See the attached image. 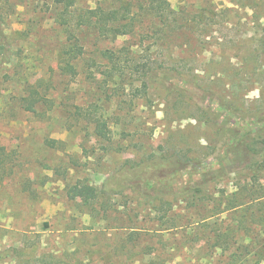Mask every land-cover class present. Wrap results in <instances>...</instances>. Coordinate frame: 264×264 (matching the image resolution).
Returning a JSON list of instances; mask_svg holds the SVG:
<instances>
[{
  "label": "rangeland",
  "instance_id": "1",
  "mask_svg": "<svg viewBox=\"0 0 264 264\" xmlns=\"http://www.w3.org/2000/svg\"><path fill=\"white\" fill-rule=\"evenodd\" d=\"M127 1L126 34L108 35L102 22L77 31L84 54L71 76L61 70L57 10L45 0H0L11 44L0 67V264H264L262 142L252 166L224 157L226 175L190 193L159 195L161 185L139 177L113 188L127 168L173 163L175 154L221 168L210 118L227 119L228 105L264 108V0H169L168 19L147 0L76 7ZM106 49L123 71L106 72ZM155 62L176 71V88L151 77L145 65ZM33 91L35 112L24 106ZM95 105L110 141L75 115ZM240 128L242 136L255 126ZM189 171L171 185H191ZM84 185L97 191L90 201Z\"/></svg>",
  "mask_w": 264,
  "mask_h": 264
},
{
  "label": "trees",
  "instance_id": "2",
  "mask_svg": "<svg viewBox=\"0 0 264 264\" xmlns=\"http://www.w3.org/2000/svg\"><path fill=\"white\" fill-rule=\"evenodd\" d=\"M45 1L57 10L59 24L61 25L62 31L65 35V42L59 53L61 70L65 74H69L71 76L77 74L76 61L84 54V47L77 34V31L80 28L94 26V24L98 25L102 22L100 28L108 35H122L126 34V31H128V29H125L128 24L123 23L126 17L124 15L121 17V11H129V7L131 5L130 1H127L124 3L125 5H122L126 6L124 8L120 7L107 10L102 7L98 9L80 10L76 7L78 0ZM147 2L149 4V8L147 9L149 12L163 16L166 19L171 16V12L169 10L171 2L169 0H147ZM262 45L264 50V40ZM10 48L11 44L8 37L0 28V67L3 65L5 58H7V53ZM104 55L113 63L110 67H107L106 72L109 75H113L114 70L123 71V67L118 65L119 63L117 60H114L115 55H112L109 49L104 51ZM145 66L147 67L146 70L151 77L162 84V86L166 89L176 88L171 82V80H173L176 76L174 75L176 72L174 69L158 62L152 63L150 66L149 64ZM120 71H118V73H121ZM179 90L182 91L183 89L178 88V92H180ZM34 95L35 91L24 99V106L26 110L31 112L36 111L35 102L37 99H33L35 98ZM225 108H227V119L223 118L222 122L219 123L216 121L217 114L214 116L215 119L212 117L210 118L212 127L214 128L219 140V145L213 157L220 160V169L210 171L207 168H203L200 160L197 158H189L180 154H175L172 156L174 159L173 163H167L165 158H154L151 159L150 163L146 162L139 164V166L134 168H127L125 176L119 180L121 183L113 188L116 190H123L127 187H133V180L139 177L140 179H143V182L145 181V185L148 187L156 188L157 185H161L163 188L162 191L159 192V195L172 194L174 196H178L184 191L190 193L191 189L198 190L201 187L208 185L211 181L216 180L218 177L226 175L225 164L223 162L224 157L235 156L236 158L244 161V165L242 166L244 168L252 166L253 162H256L255 156L259 154V152L253 148V145L256 146L261 142L264 144V108H259L250 112L243 111L242 109L235 108L231 105H228ZM230 114L234 115L237 120L233 121L230 119ZM75 115L89 119L90 122L94 124L95 133L99 138L108 141L112 139V130L109 127L108 119L103 114H99L98 105H95L92 108L79 107L77 108V111H75ZM240 124L243 126H255V129L246 131L245 135L243 134L241 136L242 130L240 128ZM188 168L190 170L189 175L191 177V182L193 183L191 185L184 184L181 189H175V187H173L170 183L171 179L176 177L179 183L182 184L183 174ZM193 176H196L195 180H193ZM78 188L79 187L77 186L74 188L77 193L79 190ZM83 189L87 200L90 201L96 196L97 191L93 186L84 185ZM104 189L106 191L109 190L108 186H105ZM154 192L155 191H153V193ZM77 193H75L74 196L77 195ZM46 226H48V223H46ZM236 252H238V250ZM243 258L245 259V257ZM262 258L263 257L256 258L254 260V264H260V259Z\"/></svg>",
  "mask_w": 264,
  "mask_h": 264
}]
</instances>
